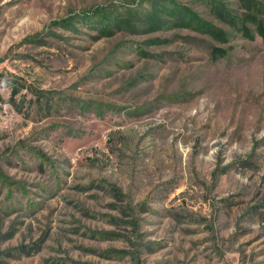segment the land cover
I'll return each instance as SVG.
<instances>
[{
	"label": "rangeland",
	"instance_id": "374dc122",
	"mask_svg": "<svg viewBox=\"0 0 264 264\" xmlns=\"http://www.w3.org/2000/svg\"><path fill=\"white\" fill-rule=\"evenodd\" d=\"M150 5L0 0V264H264V38Z\"/></svg>",
	"mask_w": 264,
	"mask_h": 264
},
{
	"label": "trees",
	"instance_id": "16d2710c",
	"mask_svg": "<svg viewBox=\"0 0 264 264\" xmlns=\"http://www.w3.org/2000/svg\"><path fill=\"white\" fill-rule=\"evenodd\" d=\"M242 3L243 8L245 9V12L243 14V17L246 19H249L251 25L255 28V31L257 34H259L262 38H264V1L262 0H240ZM158 0H151L150 9L142 15L143 17H150L152 16L151 13L156 12ZM217 10L219 11L220 15L224 17V19H227L228 17L233 18L234 16H230L226 11L224 7H219L217 4ZM237 23L234 20H229L232 25L238 24V21L241 22L242 27H244V30L247 31V27L243 25L242 20L240 18H237ZM201 31H204L205 33L214 34L217 30L215 26H213L211 23L206 24L199 28ZM249 30V29H248ZM248 32V31H247ZM223 34V33H221ZM216 35V34H215ZM1 97V96H0Z\"/></svg>",
	"mask_w": 264,
	"mask_h": 264
}]
</instances>
